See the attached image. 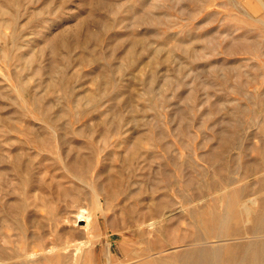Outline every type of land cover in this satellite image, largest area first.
<instances>
[{"label":"rangeland","instance_id":"374dc122","mask_svg":"<svg viewBox=\"0 0 264 264\" xmlns=\"http://www.w3.org/2000/svg\"><path fill=\"white\" fill-rule=\"evenodd\" d=\"M86 263L264 264V0H0V264Z\"/></svg>","mask_w":264,"mask_h":264},{"label":"bare ground","instance_id":"6f19581e","mask_svg":"<svg viewBox=\"0 0 264 264\" xmlns=\"http://www.w3.org/2000/svg\"><path fill=\"white\" fill-rule=\"evenodd\" d=\"M250 212V211H249ZM251 213H252V211H251ZM248 215H250L249 213H248ZM77 218H78V220H88L89 219V216H88V213H87V211L86 210H84V209H82L78 214H77ZM89 223V222H88ZM87 223V226L89 225ZM86 224V223H85ZM87 240V239H86ZM89 243V240H87V241H79L77 244H74L73 246H74V248H73V251H72V256H73V258L72 259H75L76 260V262H77V258L79 257V255L85 250V249H88V247H87V245L86 244H88ZM90 244V243H89ZM90 246V245H89ZM51 249L52 248H55V247H50ZM51 249H49L50 251L49 252H51L52 250ZM53 250H55V249H53ZM56 251V250H55ZM54 251H52V253H53ZM245 254V253H244ZM28 256H26L27 257V259L29 258V259H32V258H36L37 257V255L36 254H27ZM83 257V256H82ZM87 258V257H86ZM78 261H80V260H78ZM83 261V260H82ZM243 262V261H242ZM254 262V261H253ZM83 263V262H82ZM241 263V262H240ZM86 264H89V263H86Z\"/></svg>","mask_w":264,"mask_h":264}]
</instances>
